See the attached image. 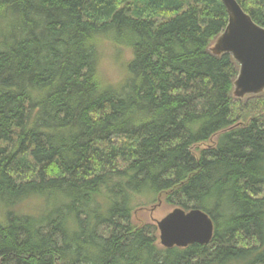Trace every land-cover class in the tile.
Masks as SVG:
<instances>
[{
    "label": "trees",
    "instance_id": "1",
    "mask_svg": "<svg viewBox=\"0 0 264 264\" xmlns=\"http://www.w3.org/2000/svg\"><path fill=\"white\" fill-rule=\"evenodd\" d=\"M226 24L221 0H0V264H264V90L233 95ZM103 39L131 51L116 86ZM162 202L210 242L134 222Z\"/></svg>",
    "mask_w": 264,
    "mask_h": 264
},
{
    "label": "water",
    "instance_id": "2",
    "mask_svg": "<svg viewBox=\"0 0 264 264\" xmlns=\"http://www.w3.org/2000/svg\"><path fill=\"white\" fill-rule=\"evenodd\" d=\"M227 24L215 38L211 52L228 53L238 63L233 81V95L242 98L264 90V27L255 23L236 0H221ZM158 241L163 247H185L192 243L207 244L213 235V222L200 209L172 208L160 219H153Z\"/></svg>",
    "mask_w": 264,
    "mask_h": 264
},
{
    "label": "rangeland",
    "instance_id": "3",
    "mask_svg": "<svg viewBox=\"0 0 264 264\" xmlns=\"http://www.w3.org/2000/svg\"><path fill=\"white\" fill-rule=\"evenodd\" d=\"M98 56L99 74L103 80V84L110 87L119 85L125 77L124 63L125 60L131 57L130 49L103 39L99 45ZM35 207L36 204L32 200L26 204V209L29 211H32ZM150 207L149 205L145 210H139L138 213L134 214V222L160 219L172 209V207H169L164 202L153 210Z\"/></svg>",
    "mask_w": 264,
    "mask_h": 264
},
{
    "label": "bare ground",
    "instance_id": "4",
    "mask_svg": "<svg viewBox=\"0 0 264 264\" xmlns=\"http://www.w3.org/2000/svg\"><path fill=\"white\" fill-rule=\"evenodd\" d=\"M113 100V99H112Z\"/></svg>",
    "mask_w": 264,
    "mask_h": 264
}]
</instances>
